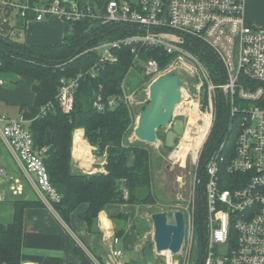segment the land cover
Wrapping results in <instances>:
<instances>
[{
	"label": "built area",
	"instance_id": "2783aa9c",
	"mask_svg": "<svg viewBox=\"0 0 264 264\" xmlns=\"http://www.w3.org/2000/svg\"><path fill=\"white\" fill-rule=\"evenodd\" d=\"M248 1L111 0L101 13L89 7L71 9L62 0H39L38 3L0 0V11L16 13L23 21L27 13H32L36 22L50 17H58L68 24L87 19L100 26H119L133 32L117 40L103 41L94 48L99 58L89 70L60 80L56 99L64 113L72 111L74 94L81 79H96L103 62L112 59L113 51L122 47L130 49L132 61L129 70L141 67L150 84L167 69L161 68L154 59L141 62L142 49H157L170 58L186 57L195 61L188 53V47L197 45L214 58L218 64L215 81L207 79L208 89L195 99L194 112H191L190 105L184 103L177 107L178 117L186 120L185 130L169 155V159H179L184 164L191 155V163L196 166L213 126L218 98L227 104V130L233 129L237 134L235 149L229 156L221 153V145L205 166L201 190L204 232L199 229L201 264H264V29L254 26L246 18L244 11ZM165 36H172L175 40H167ZM200 68L206 71L204 65ZM128 99L129 96H120L127 107ZM118 102L112 98L106 104L111 108ZM105 106L101 94H97L92 107L103 111ZM50 107L48 104L41 114ZM0 122L4 124L1 131L3 140L13 158L28 177H33L37 192L52 207L60 197L51 186L44 165L46 148H35L24 116L17 119L0 116ZM199 134H203V139L196 155L187 151L184 157L178 156V152L195 142ZM79 160L88 164L81 157ZM0 175L5 176L2 170ZM195 179L196 203L195 192L197 194V186L202 180L198 181V175ZM118 244L119 240L114 238L112 245ZM121 255L119 249L111 248L112 259L117 260ZM157 256L160 259L158 264H181L179 256L168 252Z\"/></svg>",
	"mask_w": 264,
	"mask_h": 264
},
{
	"label": "trees",
	"instance_id": "16d2710c",
	"mask_svg": "<svg viewBox=\"0 0 264 264\" xmlns=\"http://www.w3.org/2000/svg\"><path fill=\"white\" fill-rule=\"evenodd\" d=\"M38 1L29 0L30 3ZM109 1L111 0H77L76 7H89L92 11L103 13ZM32 17L34 18V14L27 13L25 20H20L21 27ZM63 24L62 41L49 46H30L15 42L10 36L0 35V77L8 74L32 81L34 105L30 111L25 107L21 111L28 122L27 129L35 148H46L44 165L50 184L60 197L57 203L52 204V208L68 224L71 213L81 204H86L88 209L81 220L98 241L101 239V232L97 219L106 206L133 205L142 209L153 206L157 201L152 185V150L144 143L129 142L135 128L134 116L132 110L120 100V87L132 61L130 49L122 47L113 51L112 59L103 62V68L96 79H81L70 113H64L60 109L56 96L62 78L69 79L85 73L97 62L99 57L94 52L96 46L105 40H117L133 32L119 26H100L87 19ZM106 34L108 36L102 38ZM189 47L199 52L207 66L210 65L215 70L218 64L206 49L197 45ZM149 59L156 60L161 68H165L170 57L161 50L142 49L140 61L146 62ZM137 68L141 71V67ZM97 94H101L106 105L103 111L92 107ZM112 98L119 102L110 108L106 103ZM217 103L213 126L199 160L198 175L202 180L197 209L199 229L204 216L201 190L206 163L219 151L221 145V153L230 156L234 152L237 135L235 130H227V104L221 98H218ZM48 104L51 107L41 114V110ZM77 130L83 131L84 140L94 148L95 158L104 160L103 173L89 174L74 169L72 145L73 135ZM29 206L31 204H16L13 223L8 226L0 225V264H21L23 211ZM113 221L123 225L126 223V216L121 214L113 218ZM145 226L146 223L138 218L134 221L133 227L138 237H142ZM120 227L115 234L117 238H121L124 233V227ZM145 247L146 243L142 252ZM201 257L200 251L198 264ZM142 264H145L144 259Z\"/></svg>",
	"mask_w": 264,
	"mask_h": 264
},
{
	"label": "crops",
	"instance_id": "0c3cea01",
	"mask_svg": "<svg viewBox=\"0 0 264 264\" xmlns=\"http://www.w3.org/2000/svg\"><path fill=\"white\" fill-rule=\"evenodd\" d=\"M253 0H249V4ZM248 4V3H247ZM10 14L0 11V35L10 36L17 42L16 36L23 35V44L30 46H49L62 41L64 24L58 17H50L36 22L29 18L20 25V18L12 20ZM247 18V17H246ZM248 19V18H247ZM21 28V29H20ZM55 38L47 41L49 30ZM31 30L39 32L40 37L29 35ZM50 30V31H51ZM33 39L34 41H30ZM19 43V42H18ZM3 84L0 85V116L9 119H17L22 116L21 108L30 111L34 105L35 95L32 92V81L24 78H15L7 82L0 77ZM4 124L0 122V170L5 176L0 175V225L8 226L14 221L15 205L28 203L31 206L23 211V229L21 237L20 262L28 264H132L136 263L128 259L127 255H135L136 260L144 259L141 251L145 244L134 230V221L140 215V209L133 205H108L98 215V229L101 239L96 240L89 232L81 216L87 212V205L81 204L69 217L65 224L50 207L44 197L36 190L33 177H28L13 158L1 131ZM79 133V134H77ZM85 151L83 153L82 151ZM94 148L83 137V131L77 130L73 135L72 159L75 170L84 173H103L104 161L102 158L91 161ZM82 153V154H81ZM79 157L88 164L80 162ZM126 216L123 225L113 221L119 215ZM124 227L121 238L116 233ZM114 238L119 239L118 245H112ZM117 248L122 255L114 260L110 256L111 248Z\"/></svg>",
	"mask_w": 264,
	"mask_h": 264
},
{
	"label": "rangeland",
	"instance_id": "374dc122",
	"mask_svg": "<svg viewBox=\"0 0 264 264\" xmlns=\"http://www.w3.org/2000/svg\"><path fill=\"white\" fill-rule=\"evenodd\" d=\"M247 3L248 4H246L244 11L245 16L252 22L254 26L264 29V0H253L250 4L249 2ZM9 17L12 20H17L16 13H10ZM50 30L48 32L49 38L47 41L58 39L55 38V33L54 36L52 34V31L55 30ZM29 35L36 39L40 37L39 32L35 30H31L29 32ZM165 38L167 40H175V38L172 36H165ZM15 39L17 40V42L22 43L23 35L16 36ZM31 40L34 41L33 39H30V41ZM188 49L190 50V52L188 53L194 57L195 61L189 60L186 57H182L181 59L170 58L167 61V65L165 66V68L167 69L166 72L173 68L178 69L179 75L182 80L181 95L183 99L181 100V104L184 103L186 105H190L191 112H194L195 99H197L199 94L200 96L204 95L205 91L208 89V81H215V70L210 65L207 66L204 60L200 58L201 56H199V52L194 51L189 47ZM200 65H204L206 67V71H202ZM3 79L7 82H9V80L15 81V77L8 74L4 75ZM149 85V80L144 77L142 69L140 71L139 68L128 70L125 78L122 81L120 87V96H129V103L127 108H129V110H132L133 112L132 114L134 116L135 126L141 110L148 104ZM191 100L193 101L192 103H190ZM217 105L218 103L216 104V113ZM173 118L183 119L184 121H186L184 118L178 117V109L175 110ZM192 120L194 121V119ZM168 130L169 128H161L157 133L156 143L154 145H148L152 150V185L156 194L157 201L153 206L142 207V209H140L138 220L146 223V226L142 231V237L139 238H141L143 242L146 243V245L152 241L153 226L150 220L151 214L157 212L181 211L184 215L185 220V237L182 248L179 254L176 256H179L178 258L181 264H198L201 245L199 235L200 231L197 225L196 213L198 208L197 205L199 206L200 202L198 204L197 202L195 203L194 191L196 190L195 178L198 175L199 160L203 148L200 151L198 163L196 166L191 163V155L188 156L185 164L181 163L179 159H169V155L174 149H166L163 144L165 133ZM129 142H138L133 136V133L129 138ZM185 148L187 149V147ZM90 159L97 160L94 155L93 157L90 155ZM197 192H200V184L199 191ZM201 204L203 206L202 198ZM202 226L203 225L201 224L200 229L203 233L204 230ZM143 248L144 244L142 245L141 251ZM127 257L128 259H132L133 261H135L137 264L143 263L142 259L136 260L135 255H127Z\"/></svg>",
	"mask_w": 264,
	"mask_h": 264
},
{
	"label": "water",
	"instance_id": "95a60500",
	"mask_svg": "<svg viewBox=\"0 0 264 264\" xmlns=\"http://www.w3.org/2000/svg\"><path fill=\"white\" fill-rule=\"evenodd\" d=\"M62 1L67 3L71 9H75L77 0ZM107 36L108 34L102 38ZM181 88L182 80L176 68L158 76L148 86V104L140 112L133 130L136 141L154 145L158 131L161 128H169L165 133L163 144L166 149L175 148L177 138L182 137L185 130V121L173 118L182 100ZM199 179L198 175V181ZM197 191H199V185ZM196 198L198 204V192ZM150 220L153 234L152 241L143 250L145 264H158L157 255L163 252H168L172 256L178 255L185 237L183 213L181 211L157 212L151 214Z\"/></svg>",
	"mask_w": 264,
	"mask_h": 264
},
{
	"label": "bare ground",
	"instance_id": "6f19581e",
	"mask_svg": "<svg viewBox=\"0 0 264 264\" xmlns=\"http://www.w3.org/2000/svg\"><path fill=\"white\" fill-rule=\"evenodd\" d=\"M202 139H203V134H199L196 137V141L195 142H192L189 145L185 146V147H187V149L186 148H182L181 151L178 152V156L184 157L185 156V153H186V150L187 151H192L193 154L196 155L197 150H198V148L200 146V143H201ZM82 152L85 153V151H82ZM175 155H176V153H175Z\"/></svg>",
	"mask_w": 264,
	"mask_h": 264
}]
</instances>
